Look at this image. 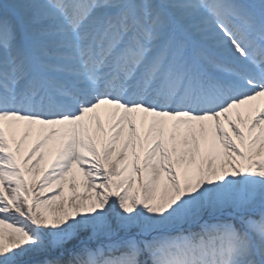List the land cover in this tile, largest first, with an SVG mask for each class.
Instances as JSON below:
<instances>
[{"label":"snow or ice","instance_id":"6c2138e0","mask_svg":"<svg viewBox=\"0 0 264 264\" xmlns=\"http://www.w3.org/2000/svg\"><path fill=\"white\" fill-rule=\"evenodd\" d=\"M0 264H264V0H0Z\"/></svg>","mask_w":264,"mask_h":264}]
</instances>
